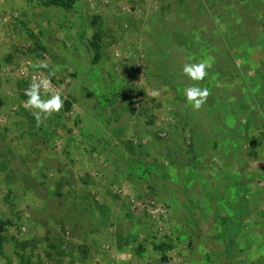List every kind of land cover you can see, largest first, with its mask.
<instances>
[{
    "label": "rangeland",
    "instance_id": "1",
    "mask_svg": "<svg viewBox=\"0 0 264 264\" xmlns=\"http://www.w3.org/2000/svg\"><path fill=\"white\" fill-rule=\"evenodd\" d=\"M132 251L264 264V0H0V264Z\"/></svg>",
    "mask_w": 264,
    "mask_h": 264
},
{
    "label": "clouds",
    "instance_id": "2",
    "mask_svg": "<svg viewBox=\"0 0 264 264\" xmlns=\"http://www.w3.org/2000/svg\"><path fill=\"white\" fill-rule=\"evenodd\" d=\"M205 64H186L183 68V72L193 80L203 79L205 76ZM41 87V83H33L30 86V90L26 93L29 96L28 104L39 109L42 112L58 111L61 107L60 97L54 96L47 102L41 101L39 98L38 90ZM187 100L192 104L193 108L198 109L203 103V98L207 95L206 91H201L199 88L192 87L186 90ZM155 95V93H153ZM39 119V115L37 114Z\"/></svg>",
    "mask_w": 264,
    "mask_h": 264
},
{
    "label": "built area",
    "instance_id": "3",
    "mask_svg": "<svg viewBox=\"0 0 264 264\" xmlns=\"http://www.w3.org/2000/svg\"><path fill=\"white\" fill-rule=\"evenodd\" d=\"M144 207L146 208L149 216H151L153 219H163L165 220L168 217V209L163 205L156 201L153 197H146V200L144 202ZM120 258L123 257V254H117Z\"/></svg>",
    "mask_w": 264,
    "mask_h": 264
},
{
    "label": "crops",
    "instance_id": "4",
    "mask_svg": "<svg viewBox=\"0 0 264 264\" xmlns=\"http://www.w3.org/2000/svg\"><path fill=\"white\" fill-rule=\"evenodd\" d=\"M215 219H218V221H219V218L218 217H215ZM214 224H216V222H212V227L215 226ZM226 224L228 225V221L227 222H223V226L226 225ZM218 226H220V224H218ZM219 232L220 233H218L216 231L213 232V238H214V240H216L215 237H216V233H217V239H218L217 241H226L227 242L229 240V237L226 236L225 230L223 229L222 231H219ZM112 240L113 241H116L115 238H112ZM108 243H111V242H108ZM116 252H118V251H116ZM168 252H170V250H168ZM168 252L166 251L165 253H168ZM147 253H145V255H147ZM128 254H129V258H128L127 262H125V264L126 263H128V264L129 263L130 264H134V263L135 264H140L141 263L139 260H137L138 256L133 254V251L130 252V253H128ZM206 255H207V253L204 255V257H207ZM147 257L150 258V256H148V255H147ZM208 257H209V254H208ZM198 260L201 261L200 259H198ZM104 263H105V260L101 259V261L98 264H104Z\"/></svg>",
    "mask_w": 264,
    "mask_h": 264
}]
</instances>
